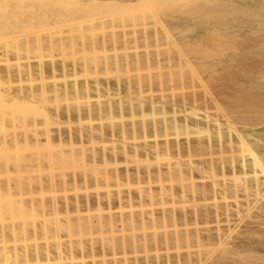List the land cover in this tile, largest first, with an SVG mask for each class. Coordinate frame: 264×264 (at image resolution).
<instances>
[{
	"label": "rangeland",
	"instance_id": "rangeland-1",
	"mask_svg": "<svg viewBox=\"0 0 264 264\" xmlns=\"http://www.w3.org/2000/svg\"><path fill=\"white\" fill-rule=\"evenodd\" d=\"M92 1L99 5H93ZM168 1L167 5L166 2L163 3L166 7L155 4L137 7V1L134 0H91L92 3L86 0H0V93L7 90L11 96L20 90L25 94L31 91L36 97L30 106L6 102L4 97L0 100V255L7 257L3 261L1 258L0 264H36L34 256L22 257L21 249L24 245L29 248L36 245H52L55 241H71L84 245L90 241L95 245L110 242L111 236L107 232L94 227L88 230L82 224L84 220L82 223H76L73 219L75 213L71 210L66 214L61 205L69 203L71 207L74 200L85 199L86 196L93 198L95 192L104 196L106 189L113 195L118 190L123 192L121 194H126L127 191L135 193L138 188L145 190L147 187L146 184L135 181L129 185L121 181L117 186L116 181L110 180L108 184L100 187L88 183L86 187L74 188L69 184L70 178H102L103 175L107 176L113 172L118 178H125L124 175L132 177L136 171H140L138 174L142 176V171L154 173L156 168L162 172L166 171V157L160 152L157 156L148 153L146 149L168 143L174 145L173 147L177 144L183 146L187 136L183 133L176 136L170 130L165 134L161 131L159 136L150 140L151 129L146 128L145 133L139 131L142 122L150 123L148 121L152 120L149 114L150 105L162 107L166 113L169 111L166 115L175 111L179 123L183 114L192 112L198 124L189 125L203 129L207 127V121L203 118L205 112L209 116L214 115L211 113L214 110L210 93L219 98L220 95H223V98L243 97L245 92L257 94L261 91L260 93L264 94V62L262 65L258 64L259 68L251 70L248 74L250 77L241 74V81L234 79L237 71H240L238 66L241 62L238 57L246 51L241 50L243 43L239 41L243 42L242 39L247 38V34L251 32L259 35L263 32L264 25L260 29L252 22L238 33L225 23L217 26V23L211 20L214 28H209L208 24L202 22L210 20L201 17L199 11H232L230 7L225 8V3L229 0H175L176 3ZM261 11L260 9L259 12ZM249 53L250 51L247 54ZM260 53L259 50L256 53L258 60L262 56ZM39 92L44 94L39 95ZM203 94L205 96L202 98ZM257 95V100H264V95ZM219 98L220 104L224 106L222 102H225V98H221L223 101ZM183 99L186 101H182ZM117 106H121L120 111L113 109L114 113L108 114L103 111L109 107L118 108ZM257 108L260 110L254 107L253 115L261 110L264 112V107ZM101 109L103 112H100ZM154 118L157 122L160 120L159 116ZM209 122L213 124L212 121ZM221 125V131L227 132L226 127ZM260 125L251 126V129L248 126L247 129L261 133L264 131V123ZM193 127V130L196 129ZM243 128L245 127L239 125L238 129L242 131ZM208 129L214 130V124L208 126ZM120 130L125 131L127 136H118ZM69 133H72L75 139L71 140V145L68 146ZM195 135L196 133H190L188 137L195 138ZM46 136L52 138L50 144L54 148L50 150L43 147ZM58 136H62V140L58 141ZM89 136H92L90 140ZM14 140L19 141L17 146L12 145ZM262 140L261 143L264 144V138ZM57 141L62 147H57ZM102 151L107 153L105 160L101 158ZM91 154L97 155V161L94 162L97 168L95 166L94 169L86 167L92 163L85 160ZM181 159L185 161L187 158ZM170 161L171 166L176 167L175 157ZM197 161L198 158H193L192 166H199ZM227 174L226 178L216 179H224L223 183L226 182L232 188L233 177L231 173ZM236 175L241 177L239 173ZM258 175L257 171L254 172V178L260 182L263 180L260 187L261 193H264V178ZM110 178L115 177L110 175ZM190 179L189 181L195 184L207 183V180H200L196 175ZM49 181L53 183L50 184ZM169 181L168 178L160 183L152 181L149 189L155 193V197L146 199L141 208L144 213L141 215L146 216L147 220L150 213L155 217H162L170 211L172 214L177 213L176 216L181 218L186 212V219L189 218L188 226L178 221L177 229L180 234L191 233L195 228L203 227H209L214 232V212L210 223L199 226L193 224L190 214L192 207L190 203H186L191 198V193L184 194L183 198L177 193L171 198L170 189L175 187L177 180L171 183ZM237 181L242 184L243 180ZM244 196L243 191L238 193L237 200L241 204L238 207L243 210L248 205L247 207L252 209L255 205L254 188L251 187L248 197ZM151 200L152 202H149ZM225 202L228 213L233 214L237 210L234 200L228 198ZM259 202H264V198L259 199ZM54 203H57V206ZM133 206L131 210L136 214L141 212H138L139 206ZM127 208L123 210L124 213H128ZM208 208L212 211L211 206ZM106 211V208L100 212L92 208L88 212L81 210L80 214L82 217L88 214L91 220H96L98 215L103 218ZM251 211L252 216H255L256 210ZM183 212L181 216L180 213ZM111 213L117 215L118 211L113 207ZM222 218L223 215L219 217ZM234 218L231 216V219ZM136 225L135 228L125 225L122 229L126 241L140 237L149 238L154 234L157 238L172 235L173 228L169 223L164 227L156 225V228L152 229L148 223L143 228L139 227V224L136 228ZM217 225L224 228V222ZM235 228L238 231L243 230L241 225ZM205 232L201 231L202 237ZM119 239V233L114 232L111 242ZM154 248H138L134 254L128 253L124 256L119 253L106 254L105 259L114 258L117 264H122L124 257L131 264L135 255L141 260L148 259L150 263L159 257L158 260L163 264H177L175 258H178L180 264H195V248L191 241L170 242ZM259 254L263 256L264 252ZM94 259L100 262L99 256ZM84 260L91 261L89 258ZM60 262L69 263L66 260H50V263L54 264Z\"/></svg>",
	"mask_w": 264,
	"mask_h": 264
},
{
	"label": "bare ground",
	"instance_id": "bare-ground-1",
	"mask_svg": "<svg viewBox=\"0 0 264 264\" xmlns=\"http://www.w3.org/2000/svg\"><path fill=\"white\" fill-rule=\"evenodd\" d=\"M86 1L91 2V0H86ZM124 1H131V0H124ZM134 1H137V5H136L137 7L143 4H145L146 6L147 5L149 6V4L151 5L155 4V6L161 5V6L166 7L167 5L166 1L168 0H134ZM172 1L174 2L175 0H172ZM199 1L202 2L204 0H199ZM205 1L208 2L210 0H205ZM165 2H166V5L163 4ZM210 2H212V0ZM96 4L99 5L98 3L93 2V5H96ZM102 4L105 5V3H102ZM226 7H230L232 11H225L222 13H219V12L209 13L208 11L200 10L199 12L201 14V17L210 20V22L203 21L202 23L208 24L209 28L210 27L214 28V26L211 25L213 22L217 23L216 24L217 26L225 23L226 25H229L231 29H236L235 31H237L238 33H240L248 25H251L252 22H255L254 25L259 26L260 29L263 28L264 0H254L253 2L246 1V0H229V1H226L225 3V8ZM105 8H108V7L105 6ZM115 8L116 7H114V9ZM260 9L262 10L261 12H259ZM197 13L198 11L195 14ZM194 22H195L194 24L198 26L197 22L196 21ZM229 32L231 33V31ZM247 35H249L247 38L242 39L243 42L239 41L243 43L242 44L243 47L241 50L242 51L246 50V51H244V54H240L241 56L238 57L240 60L239 62H241L239 66L237 65L240 71L238 70L239 73L237 71V74L234 77L235 81L237 79L241 81V78L243 76V75L241 76V74H244L245 77L246 76L250 77L248 74L252 72L251 70L257 69L258 64L262 65V63L264 62V55H263L264 53V30L259 35L255 34V32L254 34L251 32L250 34H247ZM249 49H252V51ZM258 50L261 51L259 55L263 56V58L262 56H260L261 59L259 60H258V57L256 58V56L258 55V54L256 55V53H258ZM249 51L250 53L247 54ZM234 60H236V58ZM115 64L116 63H114V65ZM117 65L118 64H116V66ZM30 71H28V74ZM255 75L257 76V74ZM30 76L32 77L31 74ZM219 87H220V84H219ZM254 88L255 86L253 85V89ZM2 92L4 93H0V100L1 98L4 97V99L5 98L7 99L5 100L6 102L18 104L21 106H24V104L25 106H30L29 104L36 98L35 94L31 91L25 94L21 92L20 90V91H17L18 93H14L11 96H10V92H7V90H3ZM249 92H251V90H249ZM260 92L261 91H259V93L257 94L261 96L262 94ZM39 93H40L39 95L44 94L43 92H39ZM255 93L256 92H254V94ZM231 94L233 95V93ZM254 94H251V93L248 94V92H245L243 94V97L234 96L233 98H231L229 96L228 97L224 96L225 102H222L224 103V106H223V104H220V101L218 100L219 97L218 96L216 97L215 95L212 96L213 94L210 93L209 95V97L211 98L210 102L214 110L211 113H213L214 115L209 116L205 112V115L203 116V118L206 119L205 121H207L205 122V124L207 123V127L205 128L202 127L203 129H199L196 126L193 127L189 125V124L191 125L198 124L196 116L192 112H189L188 114H183L182 115L183 119L180 120L181 122L179 123L178 118H177L178 114L176 116L175 111H173L171 115L170 114L166 115L169 111H167L166 113V111L162 107H157V106L149 104L151 113L149 112L148 113L150 114L151 117L149 115L147 116L152 118V120L148 121L150 123H147L145 121L142 122L139 131L145 133L146 128L151 129L152 138L150 140L155 138V136L157 137V135L159 136V134H161V131L162 133L164 132L165 134L166 131H170V130L176 136L178 134L181 135L182 133L187 136L186 143L183 146L176 143L177 146L173 147L174 145H170L168 143V145L166 144L161 147H156L155 145L151 147L150 149H146L148 153H152L157 156L159 155L158 153L160 152L161 155H164V157H166V162H167L166 171L162 172L158 168H156L154 173H152L151 171L149 172L142 171L144 174L143 176L138 174V172L140 171H136V173L132 177H130L131 175H128V174L124 175L125 178H118L119 176L116 175V173L114 172H113L114 174L112 173L110 175H113V177L115 178H110V175H107V176L103 175L102 178H70L69 184H71L74 188H76L77 186L86 187L88 183L97 184V187H100L102 185L108 184L110 180L116 181L117 186L121 183V181L126 182L125 183L126 185H129L130 182L135 181L136 183H139V184L144 183L147 185V187L145 188V190L138 188V191L135 193L127 191L126 194H121L123 192L118 190V192L113 195H111L108 189H106L105 191L106 193L103 194L104 196L102 195L100 196L97 192H95L93 198H89L86 196L85 199L74 200L71 207L69 206V203L61 205L63 211L66 214H68L67 211L70 212L71 210L75 213V216L73 219L75 220L76 223L78 224L82 223L81 221L84 220L83 221L84 223L82 224L85 227H87L88 230L89 229L91 230L93 227L97 228V230H100V231L104 230L105 232L109 234V236H111V238L113 237L114 232L115 233L117 232L120 235V239L114 242H111L112 240L110 238L109 239L110 242L108 241L105 242L106 243L105 245H103V243L101 242L95 245L94 242L92 241H90L89 244L87 245L86 244L84 245L81 243H73L71 241H67L66 243H63L61 241H55L52 245L50 244L36 245L33 247H29V248H27V246L24 245L22 246V249H21L22 257L29 258V257L34 256L36 258L35 259L36 264H41V263L54 264V263H50V260H56V259L69 261L68 264H117L114 258L105 259V255L106 254L115 255L116 253H119L124 256L125 254H128V253L134 254L138 248H146V247L154 248V247L160 246V244H163L165 246L167 243H170V242H176V241L183 242L184 241V242L189 243L191 241L193 242V247L195 248V252L193 254L195 256L193 260L195 264H264V254L263 256L262 254L261 256L259 254V253L264 252V202H259V199H261L262 197L264 198V193L263 192L261 193L262 188L260 187L261 186L260 183L263 180L260 182L257 178H254V172L256 173V171H257V174L261 175L264 178V144L261 143L263 141L262 139L264 138V131L261 130L263 132L256 133V132H252L249 130L252 128L251 126L254 127V126L264 123V112H262L263 110H261V112L256 113V115L252 114L255 112L254 107H256V109H259L257 107H261V109L264 107L263 106L264 100L262 101L261 99L257 100L256 96L258 95L257 94L254 95ZM206 95L208 97V93ZM204 96L205 95L203 94L202 98ZM220 97L223 98V95H220ZM239 97L241 98L240 100H239ZM221 98L219 99L223 101ZM182 101H186V100L183 99ZM190 105H192V103ZM120 107L118 108L109 107L106 110L103 109V111L105 112L107 111V114H108V113H112L113 109L120 111L119 110ZM130 107H132V105H130ZM103 111L101 109L100 112H103ZM155 116L160 117L159 118L160 120H158V122L155 121L156 119L154 118ZM208 119L212 121L215 126V129L212 131L208 129V126L210 125L213 126V124L210 123ZM219 122L223 124L224 128L226 127L227 132L221 131L222 125ZM158 124L160 125L158 126ZM239 125L241 127L244 126L245 128H243V130L241 131L240 129H238ZM248 126H249V129H247ZM192 127L196 129L193 130ZM131 129L135 130L132 127ZM119 133L120 135L118 134L116 135L120 137H124L125 135L127 136L125 131L120 130ZM190 133H194V134L196 133V135L194 136L195 138H189L188 135ZM132 134L133 133H131V136ZM91 138L92 136H89L88 139L90 140ZM50 139L52 138L51 137L49 138V136H46V138L44 139L45 145L43 144L44 145L43 147L49 148V150L54 148L50 144L51 143ZM57 139L58 141H60V139L62 140V136L61 137L58 136ZM68 139H69L68 141V146H69L71 145L70 141L74 140L75 137L73 136L72 133L71 134L69 133ZM35 140L39 141L37 139ZM18 143L19 141L14 140L12 142V145L17 146ZM59 143L60 142L57 143L58 144L57 147L61 145V143L60 144ZM58 149H61V148H58ZM111 154H113V152H111ZM95 156L97 155L91 154L87 158H85V160H87L88 163L89 162L93 163V164L91 163V165L89 166H86L87 168L93 167L92 169H94L95 166L97 168L96 163L94 165V162L97 161ZM106 157H107V153L106 152L104 153L102 151L101 158L105 160ZM134 157H136V155ZM134 157H131V158H134ZM172 157H175L176 162L175 163L173 162V163H174V166L176 167H172L170 164V162L173 161V160L170 161ZM183 157L187 159L184 161L181 159ZM123 158L125 159V157ZM193 158H198L197 162L199 166H192ZM115 159L116 157L114 158V160ZM128 173L131 174L130 172ZM227 173H231L230 175H232L233 177L232 179L231 176H229L232 180H234L231 183V185L233 186L232 188H230L229 185L226 184V182L223 183L224 179L222 180L216 179V178H226L225 175ZM237 173H239L241 177L239 175L238 177L236 175ZM194 175H196L198 179L201 178L200 180H203V181L207 180V183L199 182L195 184L189 181V179L192 178V176ZM167 178H168V181L170 180L169 181L170 183L173 181L175 182V180H177V182L175 183L176 185L177 183L179 185V186L177 185L178 188L176 187V185H174L175 187H172L173 189L170 187L171 188L170 189L171 198L177 195V193L180 194L181 198H183L182 196L185 197L184 194L191 193L192 196H190L191 198L187 200L186 203H190L189 205H191L192 207L190 214H191V218L193 219V224H195L196 226L197 225L199 226L203 224L204 225L208 224V222L210 223L211 221L210 218L212 217V213L214 212V217H215L214 221L216 224L215 225L216 229L214 231L215 234L214 232H212L213 230H211V228L209 227H205V228L203 227V229L195 228V231H192L191 233L183 232L184 234H180L177 229L178 221L180 222L182 221L181 224L184 226H186L187 222H189L188 220L189 218L186 219V217L188 216L186 215L187 214L186 212L185 214L184 212L180 213L181 216H183L184 214V216L181 218L176 216L177 213L172 214V212L170 213V211H168L169 213L166 212L168 213V215H162V217L160 216L155 217L153 213L149 212L150 214L148 215L149 217H147L148 218L147 220L145 218L146 216L141 215L142 213H144L142 212L141 208H143V206L145 205L144 203L146 199L150 200L155 197L154 195L155 193H152L151 189H149V185L152 183L153 180H156V182L160 183L161 180H164ZM248 178H251V179H248ZM240 179L243 180L241 182L242 184H240V182L238 183L237 181V180L240 181ZM49 183L52 184L53 182L49 181ZM251 187L254 188L255 205L253 206L252 209H253V212L254 210H256L255 216H252V211H251L252 209L250 207H247L248 206L247 204H245L247 206H245L246 208L243 210L240 207H238V206H241V204H239V201L237 200L238 193L241 191H243V194H245V196L248 197L250 195ZM228 198H231L234 200L235 202L234 207L237 205L236 206L237 210L233 214L228 213L229 211L226 206L227 203L225 202ZM123 199H125V201ZM206 201H209V202L211 201V203H208V202L206 203ZM149 202H152V200ZM54 205L57 206V203H54ZM133 205L139 206L138 209L140 210L138 212L140 211L141 212L136 214V212L131 210L134 207ZM209 206L212 207V211L209 210L208 208ZM113 207L118 211L117 215L111 213V209H113ZM126 207H128L127 208V211L129 210L128 213L127 212L124 213L123 211ZM92 208H95L97 212H100L101 209H104V208H106L107 211H106L105 216H103V218H102V215H101V218L98 215V218L96 220H91L88 214L85 215L84 217L81 216L80 214L81 210H86V212H88L89 210H92ZM57 210H59V206L57 207ZM221 215H223V218L219 219ZM231 216H234L235 218L231 219ZM231 221L233 223H230ZM221 222H224V228H220V225H217L218 223H221ZM146 223L149 224V227L151 226L150 227L151 229L152 227H155L156 225L157 226L163 225L164 227L165 224L169 223V225H171V227L173 228L172 235L167 236V237L157 238L155 234L153 233L154 235H151L149 238L140 237L138 239L133 238L131 240H129L130 239L129 238L128 239L129 241L125 240V237L123 234L124 230L122 231L125 225H127V227L129 226V227L135 228V224L137 225L139 224V227L143 228ZM232 225L234 227L231 228ZM238 225H241L243 227V230H239V231L235 230L236 229L235 227H237ZM136 228H138V226ZM203 230L206 231L204 233V237H202L203 235H201V231L203 232ZM42 231H44V228L42 229ZM96 256H99L100 262L95 261L94 258ZM154 257L156 258L157 256H154ZM6 258L4 255L2 256L0 255L1 261H3V259H6ZM17 258H18V255L16 254V260ZM85 258H89L91 261L87 262L84 260ZM158 259L159 257L156 259L155 262L151 261L152 263H150L148 259L146 258L141 260L135 257V255H133L131 264H163L162 261ZM174 260H176L177 264H180L178 261V258H175ZM121 263L129 264L125 260L124 257H123V260H121ZM56 264H63V263L60 262Z\"/></svg>",
	"mask_w": 264,
	"mask_h": 264
}]
</instances>
